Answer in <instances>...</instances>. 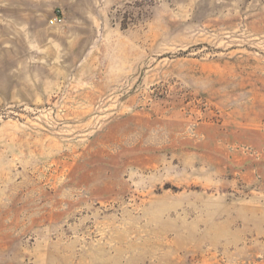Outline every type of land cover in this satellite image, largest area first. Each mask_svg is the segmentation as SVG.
<instances>
[{
    "label": "rangeland",
    "instance_id": "1",
    "mask_svg": "<svg viewBox=\"0 0 264 264\" xmlns=\"http://www.w3.org/2000/svg\"><path fill=\"white\" fill-rule=\"evenodd\" d=\"M0 264H264V0H0Z\"/></svg>",
    "mask_w": 264,
    "mask_h": 264
},
{
    "label": "built area",
    "instance_id": "2",
    "mask_svg": "<svg viewBox=\"0 0 264 264\" xmlns=\"http://www.w3.org/2000/svg\"><path fill=\"white\" fill-rule=\"evenodd\" d=\"M62 15L58 14V13H54L50 19H49V24L50 25H58L60 23H62Z\"/></svg>",
    "mask_w": 264,
    "mask_h": 264
}]
</instances>
